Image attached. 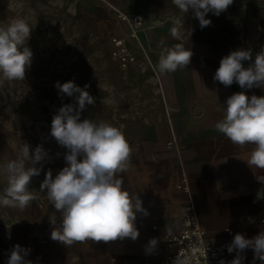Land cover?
<instances>
[{
  "label": "crops",
  "instance_id": "1",
  "mask_svg": "<svg viewBox=\"0 0 264 264\" xmlns=\"http://www.w3.org/2000/svg\"><path fill=\"white\" fill-rule=\"evenodd\" d=\"M18 4L23 8H17ZM119 13L145 17L139 41L130 43L136 60L125 68L112 54V39L127 33ZM19 16L28 18L33 28L28 41L32 51L50 38V52H57L59 39L65 51L76 52L79 47L81 56L63 67L55 61L33 62L27 69L32 77L17 81L31 89H18L13 99L31 103L35 121L9 123L7 107L0 106V161L14 159L24 142L32 149L42 145L51 157L31 180L29 190L36 199L29 207L23 211L0 207V264H7L16 244L30 248L26 259L33 264H161L175 250L166 239L169 227L178 224L189 209L212 245L228 238V228L247 238L264 231V199H256L264 185L254 175L264 172L246 163L253 146H236L214 127L223 118L230 95L245 91L249 97L261 96L264 89L245 90L235 82L225 87L213 79L220 60L230 51L251 49L254 58L264 47V0H233L218 17L209 12L206 18L212 23L203 29L191 10L182 13L171 0H0V24ZM177 21L182 28L180 40L170 35ZM57 23H64L63 32L57 30ZM160 41L165 47L183 43L191 49L190 64L174 73L154 71ZM248 64L244 62L245 67ZM69 80L81 88L88 84L95 98L81 119L123 125L132 148L128 168L120 174L123 186L140 197L149 213H137L140 234L135 241L86 240L65 246L51 239L50 220L58 225L60 213L40 184L49 169L55 177L66 166L67 150L51 137L50 129L57 110L75 103L74 97L59 96L54 86ZM108 97L116 103L102 104ZM152 238L158 244L148 254L146 245ZM242 255L243 264H262L254 261L251 249Z\"/></svg>",
  "mask_w": 264,
  "mask_h": 264
},
{
  "label": "clouds",
  "instance_id": "2",
  "mask_svg": "<svg viewBox=\"0 0 264 264\" xmlns=\"http://www.w3.org/2000/svg\"><path fill=\"white\" fill-rule=\"evenodd\" d=\"M182 13L192 11L198 19L201 29L210 26L212 21L206 16L209 12L219 16L233 4V0H171ZM22 9L23 5L18 4ZM180 22L171 27L170 35L180 40L182 28ZM32 26L28 18L19 16L7 24H0V75L9 81H23L26 71L32 64L33 52L28 46ZM160 41L158 62L153 70L159 74L174 73L187 67L193 56L191 49L183 43L165 47ZM248 61L247 67L244 62ZM214 81L225 87L234 82L241 89H264V47L253 54L251 49L230 51L219 62ZM58 95L74 97L75 103L63 104L53 115L50 135L57 144L65 148L64 166L53 177L49 169L40 184L41 191H46L48 200L60 213L57 225L55 219L51 239L70 246L74 242L86 240L109 242L139 237L136 227L137 213L147 216L140 197L126 189L121 173L128 168L132 148L122 131L106 121L81 119L82 112L89 105L95 104V98L87 90L69 80L57 81L54 85ZM102 104L114 105V97L101 101ZM226 107L223 118L214 127L232 144L241 148L252 145L246 160L249 168L264 172V95L250 97L245 91L235 92L224 102ZM59 157L60 153H56ZM51 159L49 152L42 145L34 149L24 142L14 159L0 161V207L15 208L23 211L36 197L29 190L33 177L39 176L43 162ZM40 167H37V165ZM256 180L264 185V175H257ZM256 199H264V186L257 190ZM156 238L149 240L146 253L155 251ZM246 249L254 252V261L264 264V231L252 238L236 233L230 245L229 253L236 252L230 262L221 260L220 264H243ZM30 248L14 245L9 253L7 264H33L26 259ZM173 264H190V257H176Z\"/></svg>",
  "mask_w": 264,
  "mask_h": 264
},
{
  "label": "built area",
  "instance_id": "3",
  "mask_svg": "<svg viewBox=\"0 0 264 264\" xmlns=\"http://www.w3.org/2000/svg\"><path fill=\"white\" fill-rule=\"evenodd\" d=\"M118 20L125 26L127 33L125 37H114L112 39V54L119 65L125 68L134 62L136 57L131 51L130 43L139 41V34L144 29L145 17L141 14L128 15L119 13ZM228 238L220 244L212 245L207 242V231L202 227L194 211L189 209L182 220L170 226L167 233V241L175 247L174 252L161 264H173L176 257H190V264H220L221 260L230 262L236 256V252L229 253L227 246L231 244L236 232L226 229ZM122 264H133L124 262Z\"/></svg>",
  "mask_w": 264,
  "mask_h": 264
},
{
  "label": "rangeland",
  "instance_id": "4",
  "mask_svg": "<svg viewBox=\"0 0 264 264\" xmlns=\"http://www.w3.org/2000/svg\"><path fill=\"white\" fill-rule=\"evenodd\" d=\"M126 14V13H125ZM134 15V14H133ZM64 23H57L56 26H58V31L63 32L62 30ZM52 41V39L48 38L45 39L44 46L39 48L37 47L36 50L33 52V59L32 63L37 62H46V61H55L57 63H61L63 67V63L77 60L81 56V52L79 50V47H76L74 51L76 52H68L65 51V47L63 46V42H59L58 39V48L57 52H50L49 51V44ZM34 44H36V41H34ZM39 50V51H38ZM32 65V64H31ZM32 77L31 71H26V78ZM5 81V82H4ZM8 80L3 78L2 75H0V106L1 107H7L8 110V116L7 119L9 123H16L19 119H25L28 122L35 121V119L31 115L30 109H32L29 105L31 103L29 102H21V101H15L13 98L17 97V91L20 88H26L31 89L30 87L19 85L17 84V81L9 82V84H6ZM0 107V108H1Z\"/></svg>",
  "mask_w": 264,
  "mask_h": 264
}]
</instances>
